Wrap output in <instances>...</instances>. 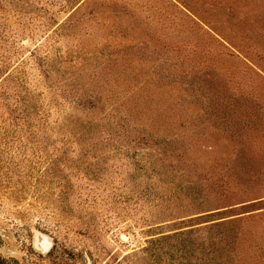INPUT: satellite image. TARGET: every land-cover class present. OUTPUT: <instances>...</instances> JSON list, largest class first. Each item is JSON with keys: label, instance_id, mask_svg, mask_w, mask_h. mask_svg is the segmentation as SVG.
Instances as JSON below:
<instances>
[{"label": "rangeland", "instance_id": "rangeland-1", "mask_svg": "<svg viewBox=\"0 0 264 264\" xmlns=\"http://www.w3.org/2000/svg\"><path fill=\"white\" fill-rule=\"evenodd\" d=\"M7 264H264V0H0Z\"/></svg>", "mask_w": 264, "mask_h": 264}, {"label": "trees", "instance_id": "trees-1", "mask_svg": "<svg viewBox=\"0 0 264 264\" xmlns=\"http://www.w3.org/2000/svg\"><path fill=\"white\" fill-rule=\"evenodd\" d=\"M0 264H7V259L0 257Z\"/></svg>", "mask_w": 264, "mask_h": 264}]
</instances>
